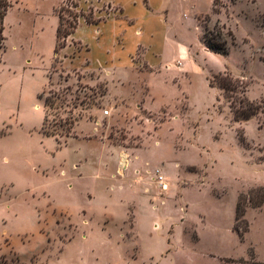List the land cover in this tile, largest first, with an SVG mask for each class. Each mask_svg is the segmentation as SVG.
<instances>
[{
    "label": "rangeland",
    "instance_id": "374dc122",
    "mask_svg": "<svg viewBox=\"0 0 264 264\" xmlns=\"http://www.w3.org/2000/svg\"><path fill=\"white\" fill-rule=\"evenodd\" d=\"M9 1L0 264H264V0H189L182 12L171 5L170 49L133 53L132 41L125 44L122 67L131 79L116 87L102 78L115 70L103 65L115 48L113 30L102 44L95 29H82L77 36L87 45L67 39L55 54L53 25L59 15L64 28L79 14L104 20L117 6ZM179 39L188 46L177 59ZM110 145L135 160L130 169L149 190L147 205ZM162 165L167 190L155 180ZM158 204L163 214L152 212ZM125 221L136 222L125 227L132 237L121 231Z\"/></svg>",
    "mask_w": 264,
    "mask_h": 264
},
{
    "label": "crops",
    "instance_id": "0c3cea01",
    "mask_svg": "<svg viewBox=\"0 0 264 264\" xmlns=\"http://www.w3.org/2000/svg\"><path fill=\"white\" fill-rule=\"evenodd\" d=\"M67 0H64L62 3H64ZM79 2L82 3H89L90 5H94L95 3H99L101 0H78ZM108 1L109 3H111L113 6H117L119 8L118 12H114L110 15L109 18L107 19H101L100 17L97 18V22L95 24H89L87 23V21L85 20V18L81 17V20H79V25L77 30L75 31V33L73 35H71L68 38V43L70 41L71 38L75 39L79 45L84 46L87 44H84V41L79 40L78 39V32H80L82 29L84 30L87 27H90L92 29H95L96 31V36H97V41L102 44H105L106 41L108 40V36H109V31L113 30V41H116L114 43V50H113V54H112V58L110 61H108V63L106 62L105 64H103V61H99L97 60L96 62L99 64H103L106 66H109V68H113L114 67V71L107 72V73H103L102 78L107 79V81L110 82L111 86L116 87V82H121L122 80H129L131 79V71L128 70L127 68H123L122 66L126 63H128V59H127V55L125 54V44L127 46V44H129L130 41H132V50H130L129 52H136L138 49L145 47L146 50H151V49H157L160 47H167L170 49V45L172 44L171 42L175 39V37L171 36L172 32H173V24L171 23V16H170V10L169 8L171 7V5H176L179 6L181 12L183 10H186V7H184L185 4H189V0H105ZM185 16V14H184ZM84 19V20H83ZM60 20L59 17L57 16V19H55L54 21V25H53V44H54V53H55V48H56V44H57V29L59 26ZM150 29L152 35H149L147 37L144 36V31L143 29ZM156 28V30L158 31H154V29ZM41 32V31H40ZM154 32L156 35H154ZM40 35V34H39ZM124 38V39H123ZM162 39V41H161ZM177 47H178V55L176 56L177 59L179 58H184L186 53H187V44L184 43L183 41H181L180 39L176 41ZM163 45V46H162ZM88 49V46H86ZM67 48V47H66ZM65 48V49H66ZM42 50V48L39 49V51ZM36 52L35 53L40 56V53ZM80 51V50H79ZM89 54H93V52L91 53L90 49L89 51H87ZM131 56V55H130ZM179 56V58H178ZM33 57V56H32ZM30 55V58H32ZM165 60H162L160 65H165L166 66V58H164ZM32 60V59H31ZM30 62V61H29ZM152 62V60H150V63ZM88 63V62H87ZM92 63V62H90ZM93 65H96V63H94ZM78 70V69H77ZM93 70V69H92ZM165 70V68H164ZM82 72H85L86 70H79ZM167 71V70H166ZM123 82V81H122ZM122 84V83H120ZM121 91L122 88H115V89H110V92L112 91ZM146 102V101H145ZM41 106H39L40 108ZM42 109L44 111V118H43V123L45 121V110L42 106ZM105 114V113H104ZM79 120H76L74 125H73V129L78 127L80 125ZM42 123V126H43ZM90 126V124H89ZM68 142L69 141H79V142H84V143H90V144H107L105 142H99L97 140H81L80 138H76V137H69L68 138ZM108 145V144H107ZM110 146H114V145H110ZM116 152V163H117V169L118 166L125 161V163H128V166L126 169H123V171H125L124 177L123 178H132L135 182V185L140 188V190H138V192L140 194H142L143 196L141 197V200L143 201V203L147 205V202L150 203L149 200V196L145 195L146 193H149V190L146 188V185L142 184V181H138L132 174L131 169H130V163L132 161L135 160H131L130 158V152L126 154V152H121V150L119 148H117V146H114ZM114 157V156H112ZM125 157V158H124ZM121 158V159H120ZM120 159V160H119ZM138 166V165H137ZM163 166H161V168H157V170L159 169V172L164 176L165 178V172L163 169ZM80 166H78L76 164V168H78ZM83 167L85 168V166L83 165ZM150 171V170H148ZM147 172V171H146ZM137 176L140 175L142 173V169L141 167L138 166V171H137ZM97 177L100 176V174L98 172L95 173ZM113 177H116L115 175H113ZM119 177V176H118ZM156 180V179H155ZM166 180V179H165ZM141 182V183H140ZM167 183V181H166ZM168 184V183H167ZM119 189L122 190L124 189V184H120L118 185ZM135 189V186H132ZM136 190V191H137ZM151 206V205H150ZM156 206V207H154ZM134 209V207H132ZM152 212L155 211H159L161 214H163V212H161V208H159V204L158 205H152L151 207ZM157 217V215H156ZM165 218L163 216V222L162 225L160 226V228L162 227V229H160V232L164 234V232H166L165 227H166V223L164 222ZM88 223V221H86ZM135 221H134V226L130 227V224L128 225L125 221V225L121 228V231L123 230V234H125L124 232L125 227H130L135 228ZM109 224V220L106 221L105 225ZM157 224V223H156ZM159 225V224H158ZM163 225H165V227H163ZM155 226V225H154ZM155 229V227H154ZM159 230V228L157 229ZM157 230H155V232H157ZM127 232V231H126ZM129 237H132L134 235V231L131 232H127L126 234ZM127 239V238H126ZM129 240V239H127ZM158 254V253H157Z\"/></svg>",
    "mask_w": 264,
    "mask_h": 264
},
{
    "label": "trees",
    "instance_id": "16d2710c",
    "mask_svg": "<svg viewBox=\"0 0 264 264\" xmlns=\"http://www.w3.org/2000/svg\"><path fill=\"white\" fill-rule=\"evenodd\" d=\"M10 8H11V4H10L9 0H0V66L3 64V57H4V54L6 52V46H5L6 38H5V34H4V32H5V19L8 15ZM81 17L85 18V20L89 24H95L96 23V22L90 21L85 16V14H79V15L74 16V22L73 23H69L68 27L64 28L63 18H62V16L59 15L60 23H59V26L57 29V44H56V48H55V54H58L62 49H64L66 47V41L77 30L78 25H79V19ZM206 47L210 51L217 53V54L218 53L219 54H222V53L225 54L226 53L225 48L215 46L209 42L206 43ZM223 89L228 91L227 87L223 86ZM237 114L238 113H236V116L238 117ZM254 114L255 113H252L249 115V114H247V112L240 113V115L243 119H249ZM43 132L48 136H53L52 134H49L45 129Z\"/></svg>",
    "mask_w": 264,
    "mask_h": 264
},
{
    "label": "built area",
    "instance_id": "2783aa9c",
    "mask_svg": "<svg viewBox=\"0 0 264 264\" xmlns=\"http://www.w3.org/2000/svg\"><path fill=\"white\" fill-rule=\"evenodd\" d=\"M104 113H105V115L109 114L108 111H105ZM156 182H157L158 187L160 189H162V190H167L168 189V184L166 183V180H165L164 176L159 172V170L157 171Z\"/></svg>",
    "mask_w": 264,
    "mask_h": 264
}]
</instances>
